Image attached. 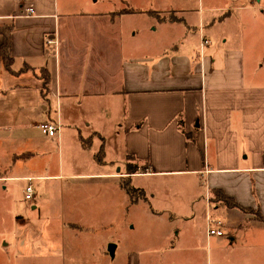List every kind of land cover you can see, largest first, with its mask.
I'll list each match as a JSON object with an SVG mask.
<instances>
[{"label": "crops", "instance_id": "1", "mask_svg": "<svg viewBox=\"0 0 264 264\" xmlns=\"http://www.w3.org/2000/svg\"><path fill=\"white\" fill-rule=\"evenodd\" d=\"M29 7L34 13H28ZM242 9L256 10L254 5ZM141 13L157 19V26L151 20L148 27L155 32L173 31L164 25L184 20L159 19L127 0H0V24L12 28L13 57L11 70L0 57V101L13 93L15 135L29 138L27 126L41 131L37 125L46 121L60 125L56 136L41 131L40 139L67 151L68 163L48 176L72 180L66 183L71 200L88 184L180 175L192 178L199 190L205 186L198 200L205 201L209 243L217 236L208 235L207 217H222L224 210L238 218V227L246 219L264 227L249 211L215 200V191L221 190L240 207L264 216V50L261 56L259 44L244 45L243 28L230 44L226 39V46L218 45L206 28L216 19L202 25L204 16L182 41L168 38L143 45L137 39ZM48 34L57 36V47L44 42ZM189 37L197 40L196 46L187 42ZM203 38L210 41L205 47ZM3 41L0 33V46ZM44 70L49 77L45 86ZM83 139L91 140L88 146ZM102 146L100 162L96 153ZM25 150H16L13 161L38 157V149ZM129 165L137 172L130 173ZM138 189L146 193L145 186ZM88 209L103 214L105 204ZM71 225L89 227L82 220ZM252 234L257 238L264 230L246 233ZM238 235L234 227L228 240ZM224 236L217 237L220 248L210 252L208 264H237L243 258L242 252L230 259L236 251L223 247ZM252 243L241 251L261 261L264 246Z\"/></svg>", "mask_w": 264, "mask_h": 264}, {"label": "rangeland", "instance_id": "2", "mask_svg": "<svg viewBox=\"0 0 264 264\" xmlns=\"http://www.w3.org/2000/svg\"><path fill=\"white\" fill-rule=\"evenodd\" d=\"M127 1L135 8L152 10L160 19L184 18L180 23L164 25L173 27V31L160 28L155 32L148 28L152 18L141 13V32L137 39L143 45L150 42L162 44L168 38L182 41L189 28L199 26L201 16H204L202 25L216 19L213 25L206 28L210 29L209 35L218 45L230 44L238 35V29L243 28L244 45L253 48L259 44L262 56L264 0ZM90 5L94 6V3ZM250 5H254L256 10L242 9V6ZM96 6L100 7L99 4ZM152 21L157 26V19ZM226 39L228 42L224 45ZM189 41L196 46V39L189 37ZM41 77L44 81L48 79V72H41ZM3 97L5 101H0V177L13 178L0 179V264H208L210 252L218 251L220 242L217 237H212L210 243L207 240L205 201L198 200L204 194L205 186L199 190L194 180L187 176L154 174L132 179L135 188L145 186L144 195L141 192L134 194L136 200L127 194L120 179L118 182L113 179L109 183L88 184L86 190L71 200L66 195V183L72 180L48 176L59 165L68 163L69 156L64 146L60 149L54 143H44L40 139L41 131L32 125L27 126L29 138L16 136L13 93L8 92ZM49 109L54 114L55 111L51 107ZM31 148L38 149V157L13 161L16 150ZM26 175H34L31 182L23 178ZM29 184L34 187L33 201L25 199ZM101 188L105 195L100 198ZM109 202L112 204L108 207ZM94 203L97 206L105 204L103 214L100 213L102 210L88 209ZM222 212L225 217L221 213L219 215L228 225L225 227L223 240L226 244L223 247L236 251L235 256L230 254V259L234 260L243 252L244 256L237 264H264L263 253L261 261H258L259 256L241 251L247 248L248 241L262 242L264 246V234L257 238H254L255 234L246 235L251 230L263 233L264 227L247 219L238 227V218L237 221L226 210ZM248 214L252 219L259 218L256 211H249ZM79 220L89 227L78 229L69 226V223ZM234 227L239 235L235 240H228ZM111 242L119 243L114 255L108 252Z\"/></svg>", "mask_w": 264, "mask_h": 264}, {"label": "trees", "instance_id": "3", "mask_svg": "<svg viewBox=\"0 0 264 264\" xmlns=\"http://www.w3.org/2000/svg\"><path fill=\"white\" fill-rule=\"evenodd\" d=\"M148 13L156 16L152 10H149ZM157 17V16H156ZM159 18V17H157ZM166 18V17H165ZM164 18V19H165ZM160 19V18H159ZM163 19V18H161ZM163 19V20H164ZM171 20H177L176 18H170ZM12 31V28L10 27V25L8 24H0V33H2L4 35V41L3 43L1 44L0 46V57L2 58L3 62L5 63V65L7 66V68L9 70H11V65H12V60H13V57H12V54H11V32ZM49 79V78H48ZM48 79H45L44 81V86L46 85ZM90 139H83L82 142L85 146H88L89 143H90ZM104 150H103V146L99 149L98 153H96V158L98 161L102 162L104 160ZM129 169V172L130 173H135L137 172V167L135 166H131L129 165L128 167ZM123 185L127 191V193L129 194L130 197H132L133 199H137L134 194L136 192H141L142 190H139L138 188H135L132 183L130 182V180L128 178H125L124 181H123ZM215 200H222L223 203H225L226 205H228L229 207H239L240 209L244 210L245 212L247 211H255L254 209L250 208V207H247V208H242L239 206V204L231 197H228L227 195L223 194V192L221 190H216L215 191ZM214 199V198H213ZM257 215H258V220L264 222V216H262L259 211L256 212Z\"/></svg>", "mask_w": 264, "mask_h": 264}, {"label": "built area", "instance_id": "4", "mask_svg": "<svg viewBox=\"0 0 264 264\" xmlns=\"http://www.w3.org/2000/svg\"><path fill=\"white\" fill-rule=\"evenodd\" d=\"M34 8L33 7H29L28 8V13L32 14L34 13ZM44 42L47 45H54L57 47L58 45V38L57 36L48 34L47 36H45L44 38ZM203 42V47H205L207 44H209V40H207L206 38H203L202 40ZM38 127L40 128V130L42 131V133L46 136H56L57 133L60 131L61 127L58 123L55 122H51V121H46L43 123H40L38 125ZM32 178H29V181L31 182ZM34 187L33 185H28L26 188V192H25V199L29 200V201H33L34 199ZM207 231H208V235L210 236H223L225 235V230H224V221L221 217L219 216H213V215H208L207 217Z\"/></svg>", "mask_w": 264, "mask_h": 264}, {"label": "water", "instance_id": "5", "mask_svg": "<svg viewBox=\"0 0 264 264\" xmlns=\"http://www.w3.org/2000/svg\"><path fill=\"white\" fill-rule=\"evenodd\" d=\"M115 248H116V243L111 242V244L109 245V249H108L110 255H114Z\"/></svg>", "mask_w": 264, "mask_h": 264}]
</instances>
